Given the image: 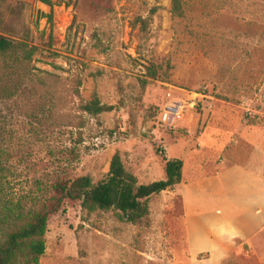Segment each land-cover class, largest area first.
<instances>
[{
  "label": "rangeland",
  "instance_id": "1",
  "mask_svg": "<svg viewBox=\"0 0 264 264\" xmlns=\"http://www.w3.org/2000/svg\"><path fill=\"white\" fill-rule=\"evenodd\" d=\"M153 4L0 0V36L37 49L25 62L0 57V240L9 209L31 206L57 175L96 184L118 152L139 184L163 179L166 157L189 176L223 156L244 159L245 137L264 133V0H181V17L160 0L140 39L134 21ZM93 95L112 110L79 111ZM172 99L186 108L169 129L159 115ZM173 188L149 198L147 227L66 201L48 220L38 264H205L206 254L188 252ZM221 264H264V235Z\"/></svg>",
  "mask_w": 264,
  "mask_h": 264
},
{
  "label": "trees",
  "instance_id": "2",
  "mask_svg": "<svg viewBox=\"0 0 264 264\" xmlns=\"http://www.w3.org/2000/svg\"><path fill=\"white\" fill-rule=\"evenodd\" d=\"M159 1L154 0L147 16L136 17L133 27L138 28L140 39L148 36L153 16L159 10ZM171 3L173 15L181 17V0H171ZM89 6L98 8L91 2ZM94 44L99 46L98 40ZM36 50L35 46L0 36V57L15 55L25 62L31 59ZM148 70L154 76L153 68ZM81 84V78L78 76L72 87V93L77 97L80 96ZM112 108L111 105L101 103L96 95L89 101L78 103V110L92 117H98ZM81 126L80 123L79 127ZM74 152V147L68 150L70 158H74ZM163 161L164 178L148 184L138 183L136 176L125 169L118 152L110 160L107 177L96 184L89 175H57L50 185L40 190L31 206L26 207L22 202H18L9 209L6 214L7 232L0 240V264H38L45 249L44 237L48 220L60 211L66 201H80L81 207L89 212L116 210L126 222L138 227L149 226V198L173 188L182 181L183 161L167 158Z\"/></svg>",
  "mask_w": 264,
  "mask_h": 264
},
{
  "label": "crops",
  "instance_id": "3",
  "mask_svg": "<svg viewBox=\"0 0 264 264\" xmlns=\"http://www.w3.org/2000/svg\"><path fill=\"white\" fill-rule=\"evenodd\" d=\"M244 140L249 144L244 159L209 161L189 176L183 172L173 188L180 197L188 252L206 254L205 264H221L239 250L254 248L264 235V133Z\"/></svg>",
  "mask_w": 264,
  "mask_h": 264
},
{
  "label": "built area",
  "instance_id": "4",
  "mask_svg": "<svg viewBox=\"0 0 264 264\" xmlns=\"http://www.w3.org/2000/svg\"><path fill=\"white\" fill-rule=\"evenodd\" d=\"M192 101L189 105L193 106ZM186 103L180 99L169 100L163 107L160 115L159 122L169 129L172 128L183 116Z\"/></svg>",
  "mask_w": 264,
  "mask_h": 264
}]
</instances>
